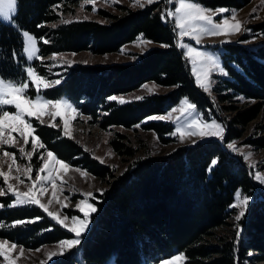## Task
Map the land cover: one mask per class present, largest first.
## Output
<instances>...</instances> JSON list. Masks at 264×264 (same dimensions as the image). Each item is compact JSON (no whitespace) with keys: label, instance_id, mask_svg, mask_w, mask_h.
Masks as SVG:
<instances>
[{"label":"trees","instance_id":"1","mask_svg":"<svg viewBox=\"0 0 264 264\" xmlns=\"http://www.w3.org/2000/svg\"><path fill=\"white\" fill-rule=\"evenodd\" d=\"M79 1L85 0H18L13 23L0 22V75L10 79L23 77L26 61L22 31L38 39L39 55L117 52L143 34L155 46L139 54L136 61L78 63L68 69L60 85L45 94L51 99L64 95L80 114L91 117L101 129L140 125L153 131L162 143L174 140L169 136L174 130L171 122L143 121L165 114L182 97L203 111L212 109L213 99L220 109L234 111V115L226 122L223 139H205L179 146L168 155L137 159L118 176L72 138L64 137L59 128L37 125L35 134L58 158L100 179H109V186L94 201L97 211L91 214L80 243L48 264H143V260L157 263L175 252L184 254V264H264V196L258 195L248 206L239 221L238 238L236 228L227 222L234 212L230 205L235 193H253L248 164L227 145L242 137L241 127L264 108V40L246 43L245 38L239 37L221 45V66L227 75L218 79L213 88L215 97L210 98L195 84L187 59L176 46L173 26L161 19L164 4L155 2L144 8L127 9L122 15H107L108 22L77 19L49 27L58 19L59 4L67 6ZM202 1L211 8L237 9L250 0ZM40 37L49 42L43 43ZM40 63L36 60L34 65L42 74ZM149 81L171 89L124 104L108 99ZM241 101L251 106L237 112ZM117 137L124 138L117 133L110 141L113 149L132 156L134 150ZM248 143L262 148L264 136L249 139ZM214 159L217 163L212 166ZM0 203L5 206L0 208L1 238L32 249L74 238L38 206L6 207L7 197H0ZM37 217L41 219L35 220ZM20 220L25 223H14Z\"/></svg>","mask_w":264,"mask_h":264},{"label":"snow or ice","instance_id":"2","mask_svg":"<svg viewBox=\"0 0 264 264\" xmlns=\"http://www.w3.org/2000/svg\"><path fill=\"white\" fill-rule=\"evenodd\" d=\"M112 2L115 3L117 0H112ZM155 2H158V0H133V5L144 8L145 5H152ZM85 3H92L94 5L95 0H85ZM164 3L166 5H175V7H168L162 11L161 19L166 23H172L173 31L177 37L176 46L182 50V55L190 63L195 84L205 93H209L213 73L218 72L223 75H227V73L221 67L218 57L201 50L199 46L202 45L203 38L205 36L227 38L240 34L243 31H250V29L244 27V23L237 19L235 10L223 7L215 10L208 9L196 2V0H164ZM17 5L18 0H0V22L12 24L13 17L17 13ZM81 7L83 8L84 4ZM92 11H97L95 6H93ZM255 11L256 9H253V12ZM228 12L231 13L230 17L223 16L224 13ZM217 15H221L220 21L214 20V17ZM254 18L259 19L258 16ZM71 22L73 21L61 20V23L64 24ZM37 27H43V25H37ZM21 35L23 38L22 49L23 53L26 54L27 61L40 60L43 63V57L39 55L40 50L37 46V38L27 31H22ZM185 38L190 42H185ZM39 39L45 44L49 42L43 37ZM137 41V47L141 45L146 47L154 43L145 39L143 34L138 36ZM191 42H194V44ZM223 42L231 41L225 39ZM161 46L167 47L168 45ZM120 52L122 55L126 54L123 48H121ZM143 54L144 52L142 51L141 55ZM59 58L69 67L75 63V61H69L63 57ZM133 58L135 59V57ZM49 59L56 60L57 54H53ZM23 72V77L19 79H6L0 76V153H2L0 155V178H2L3 184L6 186L7 193H10L14 197L13 202L7 205L8 207L38 206L57 225L66 228L74 234L73 239H65L58 242L59 251H49L47 253V257L51 259L58 255H63L66 250H70L80 243V237L88 227L90 216L97 209L90 202V199H94V196L89 191L83 193L84 198L79 200L75 205L76 209L83 214V218L80 216H71L69 218L66 215L62 216L60 211L49 210V206L54 203L60 205L61 210L68 206L64 202L68 200V197L63 195V186L66 184L64 177L68 175L72 166L58 158L53 151L46 148L41 138L35 134L36 127L32 122V118H35V121L43 126L46 124L43 117L48 116L53 123L47 126L59 128L60 125L55 123V121L57 117H60L63 124L62 135L72 138L71 122L81 114L66 98L49 99L43 95L44 90L60 85L63 77L49 80L45 75L40 74L35 67L31 66L30 63L23 69ZM156 87L155 84L152 87H149L147 84L143 85V88L147 89L150 93L154 92ZM30 91L35 93L34 96L29 95ZM108 99L118 101L120 104L126 102L123 97L111 96ZM135 99L140 100L143 97L138 96ZM240 99L243 100L244 98L240 97ZM9 107L14 108V111L8 110ZM196 108L197 106L194 103L190 102L188 98H184L180 102L179 107H173L166 115H154L147 119L172 122L175 125V130L170 135L177 137L181 142L192 137L223 139L225 132L224 125L216 120L207 121L202 119L201 115L196 112ZM62 112L66 114L62 115ZM176 112H179L180 116L173 119V113ZM86 119H91V117ZM13 133H16V135H13ZM192 142L196 143L195 140ZM29 143L31 144V150H26ZM4 146L16 148L20 160L26 159V163H19L17 153L5 150ZM227 147L233 152L240 153L246 161L252 155L251 152L245 154L242 149L236 146L235 142L228 143ZM41 149L44 151L41 152ZM34 155L40 161L38 165L33 163ZM211 163L212 166H215L217 160L214 159ZM5 164H7V171L3 170ZM249 166L254 168L255 164L250 163ZM74 170L80 172L81 177L86 175L80 169ZM34 171L36 175L33 179L32 174ZM254 178L259 183L264 184V175H261L260 172H255ZM12 180H15L16 183H11L10 181ZM26 181L30 183H26ZM20 185H25L26 190L21 191ZM49 189L51 190L50 197L47 203H42L41 200L49 193ZM4 195H6V192L0 187V197ZM249 200L248 196H242L239 191L235 193V203L230 205V207L239 210L235 218L236 221H240L246 215ZM0 207H4V205L0 204ZM39 219L41 217L35 218V220ZM35 220L30 222H35ZM69 220L70 224L67 223ZM14 223L24 224L25 221L20 220ZM239 235L240 232L238 231L237 238ZM17 249L18 245L16 243L10 242L7 239H0V257L3 258L6 264H16L17 260L24 255L25 249L19 246V255L13 257L12 254ZM36 251H39V249ZM184 260V254L180 253L170 257L168 260L161 261L160 264H177V262L183 264Z\"/></svg>","mask_w":264,"mask_h":264},{"label":"rangeland","instance_id":"3","mask_svg":"<svg viewBox=\"0 0 264 264\" xmlns=\"http://www.w3.org/2000/svg\"><path fill=\"white\" fill-rule=\"evenodd\" d=\"M196 2L212 10L222 7V6H217V7L211 8L209 6H206V4L202 0H196ZM158 3L164 4V10L168 7H172V8L175 7V5H166L164 3V0H158ZM82 4H84L83 8L81 7ZM93 6H95V8L97 9L96 12L92 11ZM137 8H140V7L134 6L133 0H117V2L115 3H113L112 0H108V2H106V0H95L94 5L92 3H85V1H79L77 3L70 4L67 6L64 4H59L56 8L58 19L56 21L49 23L48 25L49 27L53 28V25L57 26L58 24L61 23L62 19L73 21L77 19H85V17H87V19H93L99 22H108L109 16L107 15H122L127 9H137ZM223 8L235 10L237 19L242 21L244 23V27H246L247 29H250V31H243L240 34L232 35L227 38L207 37V36L203 38L202 45L199 47L201 48V50L207 51L208 53L218 57L220 64H221L220 53L222 51L221 45L223 43H226V42L222 43V41H224L225 39H228L232 42L238 39L239 37H243L246 39V43H252V42L264 40V26L261 29H255L253 27L254 25H257V24H264V2H262V0H250L244 6H242L241 8H237V9L230 8V7H223ZM253 9H256V11L253 12ZM100 10L105 11L107 14L103 15V13H101ZM230 15H231L230 12L223 14V16H228V17H230ZM256 16H258L259 19L254 18ZM221 18H222L221 15H217L214 17V20L220 21ZM3 23H7V22H3ZM170 24L172 25V23ZM29 34L34 36V34L32 33H29ZM137 38L134 41L128 44H125L124 46L121 47L125 50V53H126L123 55L120 52L121 48L117 52H111V53H106V54H95L90 51H81V52H74V53L61 52V53L43 54L41 55L43 57V63H40L41 67L43 68H41L40 65L39 67L41 69L42 74L45 75L49 80H55L61 77L64 78L66 72L71 66H74L78 63H85V61H87V63H97V64L133 62L137 60L139 54H141L142 51L145 52L148 49L155 46V44L152 43V44L147 45L146 47L143 45H141L140 47H137L136 46V44L138 43ZM44 39L48 40L47 38H44ZM185 42H190V41H188L187 38H185ZM191 43L194 44V42H191ZM37 46L39 48L38 44ZM22 53H23V49H22ZM53 54H57L56 60L49 59V57L53 56ZM23 56L26 61L25 67H27L30 63L31 66L36 68V66L34 65L36 60L28 62L26 59V54L23 53ZM59 57H63L64 59L69 60V61H75V63H73L69 67L65 65ZM133 57H135V59ZM188 64H189L190 71H191V65L189 62ZM221 76H223V74H220L218 72L213 73L212 78H211V90L209 93H205L201 88L200 90L203 91L205 94H207L210 98H214L215 92L213 91V88L217 85V81ZM6 79H10V78H6ZM145 84H147L149 87H152L153 84L157 86L154 92L152 93H167L171 89V87L157 85L156 83L151 82V81L146 82L143 85ZM143 85H141L138 89H135L129 93L119 94L115 96L123 97L125 101L127 102V101L134 100L135 97H138V96L142 97L143 95L150 94V92H148L147 89L143 88ZM47 90H44L43 92V95L45 97H47V95L45 94V91ZM34 94L35 93L32 91L29 92V95L34 96ZM59 98H66V97L62 95ZM184 98L185 97H182L179 100V102L176 105L172 106L165 114H160V115H166L169 111H171L173 107H179L180 102ZM66 99L69 100L68 98ZM210 100H212V109L203 111V110H198L196 108V112L201 115L202 119L207 120V121L216 120L222 123L224 127H226V122L234 115V111L226 112L223 109H220L218 105H216L213 99H210ZM69 102L72 103L70 100ZM248 106H251V103L248 104L245 101L239 102V104H237L236 106L238 108L237 112L244 110ZM8 110L14 111V108L9 107ZM65 114L66 113L62 112V115H65ZM178 116H180L179 112L173 113V119H175ZM88 117H89L88 115L81 114V115H78L76 119H74L71 122L70 127L72 129V139L79 146H81L83 150L88 152L93 158L97 159L99 162L103 161L101 162L102 164L109 166L112 169V172L115 176L122 174L124 170L127 168V166L137 159L147 158V157H151L155 155H168L172 153L179 146H190V145L196 144L197 142H200L205 139H212V138L200 139L198 137H192L191 139H186L184 142H181L177 137L169 135L174 140L168 143H162L159 141V139L157 138L156 134L153 131L144 130L140 127V125H135L134 127H131V128H124L121 126H112L106 129H101L97 123L93 122L91 119H86ZM43 119L45 120L46 125L53 123L51 118L48 116L43 117ZM147 121H150V120L146 118L143 122H147ZM32 122L35 127L39 125L38 122L35 121V118H32ZM55 123L60 125L59 129L62 132L63 124H62L60 117L56 118ZM171 124L173 125L174 130H175V125L172 122ZM241 128L243 129L242 137H240L238 140H235L233 142H235L236 146L242 149L245 154L248 152L252 153L248 161L244 160L248 164V166L250 163L255 164L254 168L249 166L250 168L249 171L251 172L250 178L252 179L254 183L253 193L250 196H248L250 198L249 204H248L249 206L258 195L264 196V184L259 183L254 178V174L257 171L260 172L261 175H264V147L256 148L250 143H248L249 139L264 136V108L256 116L248 120L247 124ZM117 133L122 135V137H124V138H119V137L117 138H119L123 143L128 144L130 148L134 150V154L132 156H126L113 149L110 141L116 136ZM13 135H16V133H13ZM193 140H195L196 143H193L192 142ZM4 149L8 151L16 152L18 162L21 164L26 163V159L23 161L20 160V156L16 148L4 146ZM26 150H31L30 143L27 146ZM40 151L43 152L44 150L41 149ZM234 153L241 155L238 152H234ZM0 155H2V153H0ZM33 163L37 165L40 163V161L37 159V156L35 155L33 157ZM71 166L72 167L69 170L68 175L64 177L66 184H64L63 186V189H64L63 195L68 197V200L64 202L68 206L61 210L60 205L54 203L53 205L49 206V210L50 211H60L62 216L66 215L69 218L71 216H80L81 218H83V214L80 213L75 207L76 203L79 200L84 198L82 195L83 193L90 191L93 193V196H94V199H90V202L94 204V201L99 198V195L103 193L104 190L109 186V179H100L80 166H73V165ZM74 169H80L84 171L86 175L81 177L80 172L75 171ZM3 170L7 171V164L3 166ZM35 175L36 173L34 171L32 174L33 179L35 178ZM10 182L16 183L15 180H12ZM26 183H30V182L26 181ZM0 187H2L4 191L6 192V195L2 197L8 198L9 203L7 205H9L10 203L13 202L14 197L10 193H7V189H6V186L3 184L2 178H0ZM19 187L21 191L26 190L25 185H20ZM50 191L51 190L49 189V193L46 194L42 198L41 200L42 203H47V200L50 197ZM241 194L242 196L245 195L243 193ZM61 199H63V197H61ZM234 203H235V198H234L233 204ZM7 205L6 207H8ZM238 211H239L238 209H234L233 214L227 220V222L232 225V228H236V232L241 231V227L239 225L240 222L236 221L235 219L238 214ZM67 223L70 224V220ZM86 230L83 233H85ZM220 230L221 229L217 231H220ZM0 239H5V238L0 237ZM58 242L50 243V244H43L33 249L25 248L22 246L25 249V253L22 257H20V259L17 260L16 264H41V262H43V264L50 263L51 261L56 259L58 256H60L58 255L51 259L47 257V253L49 251H59L58 246H57ZM19 246L20 245H18V249H19ZM18 249L15 252H13L12 254L13 257L19 255ZM37 249H39V251H36ZM67 251L68 250H66L64 253H66ZM180 253L182 252H175L172 256L180 254ZM169 258H162L157 263L146 262L143 260V264H160L161 261L168 260ZM0 264H6V262L3 260L2 257H0ZM177 264H180V262H177ZM183 264H184V261H183Z\"/></svg>","mask_w":264,"mask_h":264},{"label":"water","instance_id":"4","mask_svg":"<svg viewBox=\"0 0 264 264\" xmlns=\"http://www.w3.org/2000/svg\"><path fill=\"white\" fill-rule=\"evenodd\" d=\"M212 102V100H210ZM250 177H251V172H250Z\"/></svg>","mask_w":264,"mask_h":264}]
</instances>
